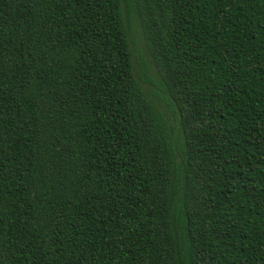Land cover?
Instances as JSON below:
<instances>
[{
  "label": "trees",
  "instance_id": "1",
  "mask_svg": "<svg viewBox=\"0 0 264 264\" xmlns=\"http://www.w3.org/2000/svg\"><path fill=\"white\" fill-rule=\"evenodd\" d=\"M0 264H264V0H0Z\"/></svg>",
  "mask_w": 264,
  "mask_h": 264
},
{
  "label": "rangeland",
  "instance_id": "2",
  "mask_svg": "<svg viewBox=\"0 0 264 264\" xmlns=\"http://www.w3.org/2000/svg\"><path fill=\"white\" fill-rule=\"evenodd\" d=\"M125 24L130 37L135 75L148 93L155 107L163 114L173 130L175 139L179 134V114L171 97L162 90L157 69L148 52L141 29L133 16L125 14Z\"/></svg>",
  "mask_w": 264,
  "mask_h": 264
}]
</instances>
